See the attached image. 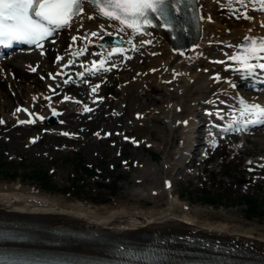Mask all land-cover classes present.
I'll list each match as a JSON object with an SVG mask.
<instances>
[{"label":"bare ground","instance_id":"6f19581e","mask_svg":"<svg viewBox=\"0 0 264 264\" xmlns=\"http://www.w3.org/2000/svg\"><path fill=\"white\" fill-rule=\"evenodd\" d=\"M199 6H201L203 16L201 32L198 39L188 48L186 47L182 53L174 51L170 41L161 33L136 39L133 35L130 36L127 31H120V26L117 23L103 16L97 15L95 19H89L85 15L73 21L70 27H66L71 36L77 38V42L72 43V47L63 54L62 61H58L56 66L61 67L68 60L69 64L76 65L77 61L82 60V57L76 53L81 51H83L81 56H92L91 49L99 46L98 40L102 36L123 37L125 41L121 48L107 50L101 57L100 61L105 62L100 70L101 74L107 75L110 71L116 72L111 67L114 64L122 67L123 65L130 66L131 78L134 76L136 78L135 81L132 80L128 85H125L126 87L123 86V91L128 92L131 107L139 98L135 94L137 89L156 86L162 100V105L158 107L160 116L154 115V109L150 111V118H156L158 122L160 118L166 119V125L157 128L167 131L169 136L178 129L181 119L188 120V126H180V132L184 144L182 148L186 152H190L193 148L194 127L198 126L197 118L202 116V104L213 103L216 98H220L222 103H231L228 112L233 114L240 113L242 99L249 103L258 104L261 102V99L254 98L255 96L240 95L239 92L231 88V84L226 79L234 78L238 74H247L245 72L238 73L237 68L240 69V65L229 57L236 56L238 45L246 37L254 38L258 33H264V18H261L262 15L251 14L249 10L244 12L245 5L237 0H231V2L230 0H199ZM86 11L92 15L95 13L91 7L86 8ZM245 14L252 19L244 18ZM92 32H97L98 35L91 36ZM61 41L62 39L57 43V46L61 45ZM141 41H151V43H141ZM128 56L133 58L131 62L126 60ZM212 58L219 61L213 63ZM36 60L41 61L40 67L52 66L47 58L39 56L37 52L30 55H17L14 59L3 63L7 68L15 69L20 82L17 79L14 82L7 77V80H11L13 89L17 91V95L13 98L3 88L5 79L0 77V116L4 117L2 120L29 119V116L23 112L21 114L5 112L6 108H9L16 99L26 100L23 105L29 106L31 110L39 108L42 113L46 114L44 111L45 101L41 97L43 93L41 89L45 85L38 78H34L36 74L28 73L25 68L26 62L34 63ZM95 69L97 68H91L90 72ZM217 77L219 78L217 79ZM30 79L36 83L35 87L26 85ZM83 79L91 78L87 74ZM172 87L174 90H171ZM93 88L95 87L93 86ZM37 92L40 93V96L36 98ZM260 97L264 98L263 95ZM121 102L123 101L118 103L119 107H121ZM180 105L183 108L182 115L176 110ZM81 112L84 110L82 109ZM140 121L145 122L142 119L134 120L133 129H131L137 139L146 137V135H141V132L146 128L137 126ZM17 127H22L21 130L28 128L22 124H16ZM4 129L0 126V134L4 132ZM156 130L153 129L154 132ZM159 139L164 140L161 137ZM92 140L93 138L88 139L87 142H96L95 138L94 141ZM162 141L154 143L160 148ZM171 155L175 156L174 152H171ZM182 155H179V161L175 162L178 169H181L186 163V160H181ZM139 157L141 154L138 152L136 158ZM142 159L141 157L140 160ZM134 172L140 173L138 170H134ZM141 176L138 175L136 178ZM196 177V172L190 176L193 179ZM152 189L158 188L151 187L149 193ZM162 191L165 189L162 188L159 192ZM144 192V189L133 191L130 193L132 197L120 196L117 203L96 205L59 194L41 192L36 187L32 185L28 187L20 181L15 183L0 182V224L25 232L32 238L54 236V230L62 233L77 231L96 240L109 238L141 240L142 237H146L152 243L167 248L170 252L187 249L200 250L204 253L221 252L232 257L235 264H253L258 260V255L264 257V228L260 229L253 222L238 219L235 215L227 212L217 215L208 213L197 205L193 206L183 202L181 197L174 193L172 195L166 193L162 196L159 193L158 196L150 195L149 203H143L140 201L141 196L149 197ZM133 198L135 201L132 200ZM58 237L65 243L59 247L63 250L98 253L91 248L96 244L94 242H81L78 241V238H65V235ZM182 239L198 240L199 244L204 246L221 243L230 248L219 247L217 249L210 246L208 250H204L191 247L186 243L187 241ZM171 255L175 256L173 252ZM212 261H214L213 264H218V260L212 259ZM220 262L231 264L227 261Z\"/></svg>","mask_w":264,"mask_h":264},{"label":"rangeland","instance_id":"374dc122","mask_svg":"<svg viewBox=\"0 0 264 264\" xmlns=\"http://www.w3.org/2000/svg\"><path fill=\"white\" fill-rule=\"evenodd\" d=\"M124 78H126L125 75L122 77L123 81ZM119 85L116 84V86ZM151 87L152 91L148 94L157 101L152 102L149 95H143L142 91L138 89L135 94L139 98L134 107H131V99L127 92L123 90L115 91L118 97V100L115 101V106L118 107L117 103L127 97L124 102V104L126 103L124 107L126 114L124 118L117 119L111 125L108 124V129L120 130L127 126L128 122L130 123V121L134 120L132 113L136 109L147 113L153 107L158 108L161 105V95L155 87ZM3 88L7 90L5 85ZM12 105L14 104L12 103ZM105 114H108V112L106 113L105 111L101 116ZM156 120V118L149 119L144 127L146 130H143L141 135H146L152 141L156 139L159 142L162 141L159 138H163L161 146L164 145V147L159 150L156 147L146 149L144 146L138 148L127 146L123 148L124 155L121 157L117 156L119 147H111L107 140L88 144V142L81 141L82 139L78 142H68L63 138L60 140L57 137L50 136L38 145L27 149L25 146L30 133L20 139V136L18 137L19 130H17L15 133L17 138L11 136V140H0V182L15 183L20 181L28 187L32 185L39 188L41 192L59 194L74 200L88 201L96 205L117 203L120 196L129 197L131 196L130 193L136 190L144 189V193L149 194L151 187L162 188V178L167 173L164 161H168L169 154L174 148L175 140L179 136L178 131H174L169 136L167 131L158 129L157 127L159 126H165V123L162 120H159V122ZM93 125L92 132L87 135L88 139L92 138L91 134H93L94 130H98L103 126L98 123ZM153 129H157L156 132ZM7 138H10V136L7 135ZM254 138L257 139V142L254 144H252V141L248 143L247 146L249 148L246 155L253 154L257 156L259 153L264 152V134L261 137ZM15 146L17 148H14ZM62 148L64 149L60 150ZM138 152L143 158L139 162H143L144 167L135 169L131 166L130 169H125L120 161L129 159V162L133 163V160L141 159V157L136 158V153ZM246 161V156L241 157V159H233L232 155L228 154L226 160L218 156L212 167L211 165L205 167V176H200L198 181H182L177 178L174 192L180 194L183 202L185 201L193 206L197 205L208 213L217 215L227 212L235 215L238 219L253 222L262 229L264 228V181L260 179L258 184L248 182L243 173ZM84 164L90 165L91 172L81 169ZM113 165L115 168H112ZM52 169H55V171L51 173ZM134 170H138L140 173H136ZM44 171L49 176L48 186H44L41 181V174ZM99 172L102 175H99ZM141 173L144 179L140 184H137L135 182L136 176L141 175ZM205 178H208L207 182L204 181ZM210 191L213 192L217 203L206 201ZM246 196L249 198L253 197L259 201L260 206L255 212L247 211ZM148 198L141 196L140 201L149 203ZM132 200L135 201L134 198Z\"/></svg>","mask_w":264,"mask_h":264},{"label":"snow or ice","instance_id":"6c2138e0","mask_svg":"<svg viewBox=\"0 0 264 264\" xmlns=\"http://www.w3.org/2000/svg\"><path fill=\"white\" fill-rule=\"evenodd\" d=\"M182 2L183 0H176L177 4ZM237 2L244 4L245 0H237ZM248 2L258 3L260 8L255 10L264 11V0H248ZM85 4L95 9V13L89 16V19H95L97 15L103 16L118 23L121 26L120 31H129L130 36L133 33L146 34V27L155 26L152 23V14L164 20L161 26L168 27L171 24L168 19L169 0H0V44L26 42L41 46L40 41L52 36L57 29L70 27L74 18L84 13ZM176 11L179 13L180 9L177 7ZM244 18L252 19L247 14ZM90 35L97 36L98 33L92 32ZM73 39L76 38L73 37ZM245 39L249 43L243 46V52L229 59L236 61L243 72L255 74L257 69L264 70V62H260L264 61V37H246ZM141 43H151V41H141ZM76 54L81 55L83 51ZM94 63H99L100 67L96 69L99 71L105 62ZM232 86L235 87V85ZM66 99L69 98L66 97ZM241 105L240 114L247 118L243 122L245 127L248 124H264V106L249 103L243 99ZM24 111L27 110L24 109ZM86 111H92V109L86 108ZM208 114L212 115V113ZM20 123H25V121H20ZM184 123L186 124L187 121ZM238 123L240 121H234L233 124L228 125V129L235 130ZM64 135H69V133H64Z\"/></svg>","mask_w":264,"mask_h":264},{"label":"trees","instance_id":"16d2710c","mask_svg":"<svg viewBox=\"0 0 264 264\" xmlns=\"http://www.w3.org/2000/svg\"><path fill=\"white\" fill-rule=\"evenodd\" d=\"M42 176H43V178H45L44 180H47L48 179L45 173ZM252 201L253 200H250V208L251 209H254L256 207V202H252Z\"/></svg>","mask_w":264,"mask_h":264}]
</instances>
